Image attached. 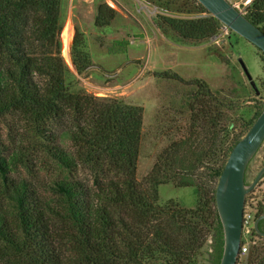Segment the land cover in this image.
<instances>
[{
  "label": "trees",
  "instance_id": "obj_1",
  "mask_svg": "<svg viewBox=\"0 0 264 264\" xmlns=\"http://www.w3.org/2000/svg\"><path fill=\"white\" fill-rule=\"evenodd\" d=\"M193 2L205 16H159L161 27L177 34L175 43L206 42L224 28ZM62 3L0 0V121L15 114L27 132V148L19 143L10 149L0 141V264H199L209 236L211 264H220L224 240L215 192L233 147L244 135L234 137L225 160L212 166L214 151L221 146L217 134L225 133L223 145L232 125H220L225 112H215L211 102L196 110L201 99L212 96L206 82L164 73L166 79L198 88L189 107L191 128L208 125L215 140L196 146L191 131L162 152L139 181L144 108L73 88L62 56ZM116 15L107 3L100 4L95 25L109 26ZM245 16L264 32V0H253ZM85 49L84 35L76 29L71 56L79 75L93 66ZM37 153L57 173L45 184V194L28 179L14 177ZM81 168L88 171L85 179L78 176ZM169 183L195 188L197 207L161 205L159 189ZM249 264H264V248H254Z\"/></svg>",
  "mask_w": 264,
  "mask_h": 264
},
{
  "label": "rangeland",
  "instance_id": "obj_2",
  "mask_svg": "<svg viewBox=\"0 0 264 264\" xmlns=\"http://www.w3.org/2000/svg\"><path fill=\"white\" fill-rule=\"evenodd\" d=\"M229 1L245 14L253 0ZM103 3L115 9L117 15L109 26L97 27V8ZM205 15L195 9L193 0H63L62 34L70 28L73 42L75 30L78 29L84 35L85 50L93 64L87 72L79 75L72 62L71 42L69 58L62 56L69 68V81L73 88L99 98L118 99L144 108L137 173L141 182L151 172L161 153L176 141L188 137L191 131H194L196 146L204 147L215 140L211 138L215 132L211 127L208 129V125L191 128L192 113L189 107L198 88L166 79L162 74H177L187 82L203 80L212 96L210 100L201 99L196 110L207 109L209 105L215 112L219 108L224 110L220 125L225 128L232 125L233 129L223 145L225 133L217 134V144L221 142V146L217 145L218 152L214 151V167L216 160L218 164L225 160L233 138L247 133L249 123L264 105V55L258 48L226 27L217 37L206 42L175 43L177 34L166 26L161 27L159 17L197 19ZM120 42L125 44L120 45ZM241 61L249 70L258 93L245 74ZM208 102L211 103L207 105ZM195 113L198 114L197 111ZM202 124L208 123L205 121ZM0 141L10 149L19 143L27 148V132L17 115H9L0 121ZM65 146L72 150L70 144L66 143ZM263 166L264 144L249 165L248 180L252 181ZM201 171H205L204 177L207 178L208 169ZM56 175L37 153L28 167L18 168L14 177L28 179L45 194V184ZM78 176L85 179L88 171L81 168ZM159 194L161 205L174 202L182 208L195 209L199 201L195 188L178 187L174 183L162 185ZM248 202L256 210H264V179L250 194ZM256 240L255 249L264 248V239ZM212 244V236H209L199 264H211ZM253 250L248 258H241V264H245L246 260L250 263Z\"/></svg>",
  "mask_w": 264,
  "mask_h": 264
},
{
  "label": "water",
  "instance_id": "obj_3",
  "mask_svg": "<svg viewBox=\"0 0 264 264\" xmlns=\"http://www.w3.org/2000/svg\"><path fill=\"white\" fill-rule=\"evenodd\" d=\"M224 27L244 38L264 53V32L254 25L244 13L229 0H197ZM241 65L258 93L256 84L243 61ZM264 144V109L252 127L233 147L222 170L215 192L216 209L223 230V254L220 264H237L243 232V215L247 195L250 194L264 176V167L255 180L247 185V169ZM255 222L258 235L264 237L259 222Z\"/></svg>",
  "mask_w": 264,
  "mask_h": 264
},
{
  "label": "built area",
  "instance_id": "obj_4",
  "mask_svg": "<svg viewBox=\"0 0 264 264\" xmlns=\"http://www.w3.org/2000/svg\"><path fill=\"white\" fill-rule=\"evenodd\" d=\"M257 214V210L254 208L253 204L246 203L243 215V232L241 238V248L238 257L237 264H241L240 260L242 257H247L250 252L257 244V233L254 227V220ZM248 264V260L245 261Z\"/></svg>",
  "mask_w": 264,
  "mask_h": 264
},
{
  "label": "flooded vegetation",
  "instance_id": "obj_5",
  "mask_svg": "<svg viewBox=\"0 0 264 264\" xmlns=\"http://www.w3.org/2000/svg\"><path fill=\"white\" fill-rule=\"evenodd\" d=\"M264 167V166H263ZM262 167V168H263ZM249 168V167H248ZM261 168V169H262ZM260 169V170H261ZM259 173V172H258ZM247 174H248V169H247V172H246V176H245V180H246V183H247V185H250L254 180H255V178L257 177V175H256V177L252 180V181H250V180H248V176H247ZM262 179H264V176H263V178ZM262 179L259 181V183L262 181ZM259 183L257 184V186H259ZM257 186L253 189V191L251 192V193H254V190L257 188ZM250 193V194H251ZM250 194H248L247 195V198H246V203H249L248 202V198H249V196H250ZM261 211H263L262 213H261ZM262 215H264V210H260V208L259 209H257V214H256V216H255V220H254V226H255V222L257 221V219L260 217V216H262ZM259 227H260V230L264 233V219L263 220H261L260 222H259ZM257 233V232H256ZM257 238L258 239H260V240H262V239H264V237H262V236H260V235H258L257 234Z\"/></svg>",
  "mask_w": 264,
  "mask_h": 264
},
{
  "label": "bare ground",
  "instance_id": "obj_6",
  "mask_svg": "<svg viewBox=\"0 0 264 264\" xmlns=\"http://www.w3.org/2000/svg\"><path fill=\"white\" fill-rule=\"evenodd\" d=\"M62 41H63V49H62V55L68 59L69 58V52H70V46L72 42V31L70 28L65 29V31L62 34Z\"/></svg>",
  "mask_w": 264,
  "mask_h": 264
}]
</instances>
